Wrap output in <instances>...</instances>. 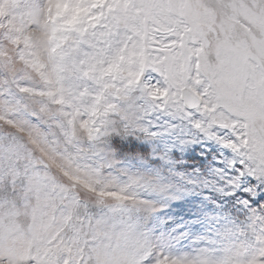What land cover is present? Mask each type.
<instances>
[{
  "label": "snow or ice",
  "instance_id": "obj_1",
  "mask_svg": "<svg viewBox=\"0 0 264 264\" xmlns=\"http://www.w3.org/2000/svg\"><path fill=\"white\" fill-rule=\"evenodd\" d=\"M0 264H264V0H0Z\"/></svg>",
  "mask_w": 264,
  "mask_h": 264
},
{
  "label": "rangeland",
  "instance_id": "obj_2",
  "mask_svg": "<svg viewBox=\"0 0 264 264\" xmlns=\"http://www.w3.org/2000/svg\"><path fill=\"white\" fill-rule=\"evenodd\" d=\"M175 150H177V151H178L179 149H175Z\"/></svg>",
  "mask_w": 264,
  "mask_h": 264
}]
</instances>
